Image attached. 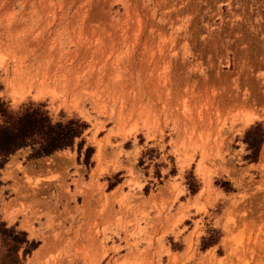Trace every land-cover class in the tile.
I'll list each match as a JSON object with an SVG mask.
<instances>
[{"label": "rangeland", "instance_id": "obj_1", "mask_svg": "<svg viewBox=\"0 0 264 264\" xmlns=\"http://www.w3.org/2000/svg\"><path fill=\"white\" fill-rule=\"evenodd\" d=\"M0 100L94 149L1 171L24 264H264V0H0Z\"/></svg>", "mask_w": 264, "mask_h": 264}, {"label": "trees", "instance_id": "obj_2", "mask_svg": "<svg viewBox=\"0 0 264 264\" xmlns=\"http://www.w3.org/2000/svg\"><path fill=\"white\" fill-rule=\"evenodd\" d=\"M0 185L1 171L10 157L22 149H29L28 160L50 157L60 151L72 149L77 141V159L87 167H92V147L85 146L83 138L88 125L80 119H69L65 122H53L43 105L27 106L12 113L0 100ZM243 142L249 154L246 159L255 163L264 144V124L252 125L244 134ZM195 193L194 185H189ZM215 242L204 243L209 247ZM39 243L30 241L26 232L17 229L16 225L8 226L0 217V264H24Z\"/></svg>", "mask_w": 264, "mask_h": 264}, {"label": "bare ground", "instance_id": "obj_3", "mask_svg": "<svg viewBox=\"0 0 264 264\" xmlns=\"http://www.w3.org/2000/svg\"><path fill=\"white\" fill-rule=\"evenodd\" d=\"M8 211V210H7ZM46 249H47V244L46 245H44L40 250H38L37 251V256L35 257V258H37V257H40L42 254H44L45 252H46ZM77 258V257H76ZM54 260V259H53ZM54 264H56V262H57V264L59 263L58 261H52Z\"/></svg>", "mask_w": 264, "mask_h": 264}]
</instances>
